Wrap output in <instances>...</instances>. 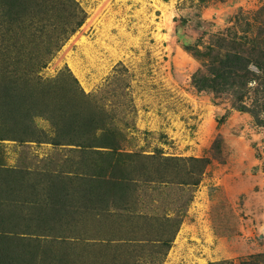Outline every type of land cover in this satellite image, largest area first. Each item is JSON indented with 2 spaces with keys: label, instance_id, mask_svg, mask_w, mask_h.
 <instances>
[{
  "label": "rangeland",
  "instance_id": "obj_1",
  "mask_svg": "<svg viewBox=\"0 0 264 264\" xmlns=\"http://www.w3.org/2000/svg\"><path fill=\"white\" fill-rule=\"evenodd\" d=\"M69 7L71 25L84 21L39 75L70 71L79 87L57 91H82L69 96L100 112L121 150L141 153L152 169L131 174L120 199L89 207L76 237L35 238L42 264H264V0ZM36 16L59 20L51 9ZM13 45L0 53L6 63L20 57ZM34 122L55 135L46 116ZM80 148L7 139L0 163L53 172L85 161ZM80 178L73 186L81 202Z\"/></svg>",
  "mask_w": 264,
  "mask_h": 264
},
{
  "label": "trees",
  "instance_id": "obj_2",
  "mask_svg": "<svg viewBox=\"0 0 264 264\" xmlns=\"http://www.w3.org/2000/svg\"><path fill=\"white\" fill-rule=\"evenodd\" d=\"M70 1L0 0V53H10L14 44L20 55L15 63L0 59V141L50 139L56 145L76 144L85 159L53 172L0 163V264H35L38 259L42 264L44 255L39 257L31 246L35 238L64 240L68 238L66 234L76 237L84 230L89 207L108 205L112 194L120 199L116 193L122 192L123 182L131 174H138L145 167L152 169V163L142 162L145 158L141 153L121 150L117 135L100 112L69 96L82 91H57L69 82L71 90L79 87L70 71L57 78L39 75L61 46L62 37H68L84 21L71 25L76 13L75 8L69 11ZM50 9L59 13V20L40 23L43 21L36 15ZM27 47L28 54L23 56ZM40 116L52 122L56 128L54 136L36 128L34 120ZM77 177L84 179L80 182L85 191L81 202L77 201L79 196L73 186ZM114 207L119 208L112 205L108 210Z\"/></svg>",
  "mask_w": 264,
  "mask_h": 264
}]
</instances>
